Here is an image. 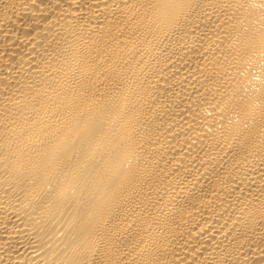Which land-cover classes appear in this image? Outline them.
<instances>
[{
    "label": "bare ground",
    "instance_id": "bare-ground-1",
    "mask_svg": "<svg viewBox=\"0 0 264 264\" xmlns=\"http://www.w3.org/2000/svg\"><path fill=\"white\" fill-rule=\"evenodd\" d=\"M0 264H264V0H0Z\"/></svg>",
    "mask_w": 264,
    "mask_h": 264
}]
</instances>
